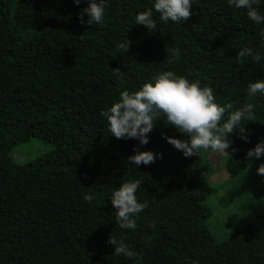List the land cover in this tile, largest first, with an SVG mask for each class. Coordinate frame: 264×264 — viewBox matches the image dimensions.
Here are the masks:
<instances>
[{
    "label": "trees",
    "instance_id": "obj_1",
    "mask_svg": "<svg viewBox=\"0 0 264 264\" xmlns=\"http://www.w3.org/2000/svg\"><path fill=\"white\" fill-rule=\"evenodd\" d=\"M86 6V0H0V264H137L115 256L108 238L126 243L139 264H264V211L221 243L211 236L204 201L214 189L202 175V151L184 157L162 136L185 137L162 119L141 146L116 139L100 116L120 90L173 71L211 87L216 102L232 110L254 104L241 122L247 142L238 131L228 136L229 180L264 163V154L246 158L264 138V97L247 96L248 82L264 78V59L236 58L244 47L264 51V25L226 0H195L179 24L154 12L155 30L134 20L151 0H107L104 23L92 26L78 20ZM258 10L264 14V0ZM123 39L130 41L126 53L117 48ZM31 138L51 150L15 163L11 151ZM133 148L162 158L135 168L128 161ZM136 179L137 199L149 207L135 230H122L110 193ZM89 193L91 204L83 200Z\"/></svg>",
    "mask_w": 264,
    "mask_h": 264
},
{
    "label": "clouds",
    "instance_id": "obj_2",
    "mask_svg": "<svg viewBox=\"0 0 264 264\" xmlns=\"http://www.w3.org/2000/svg\"><path fill=\"white\" fill-rule=\"evenodd\" d=\"M80 2L81 0H73L75 5ZM194 2L195 0H151V8L135 14V24L145 26L146 30H155L157 24L153 18L154 12L164 23L171 21L179 24L188 20ZM86 3L87 6L78 14V20L90 26L103 24L107 0H86ZM226 3L231 8L244 10L247 18L255 25H264V14L258 10L261 0H226ZM259 38L261 49H264V28L260 29ZM129 45L130 41L123 39L117 44V48L126 53ZM172 55L177 58L179 52L173 50ZM248 57L261 61L264 59V51L250 47L239 49L236 57L238 61L243 63ZM116 71L119 73V70ZM258 95L264 97V78L250 80L247 84V96L254 100ZM253 111L254 104L251 102L232 110L231 104L217 103L213 89L201 86L199 80L190 81L173 71H161L133 91L120 90L118 99L102 110L100 116L104 118L108 131L116 139H134L141 146L149 142L148 134L152 131L155 121L162 119L165 124L171 125L185 137L162 138L187 158L197 156L201 151L227 155L225 150L231 146L228 136L236 131L241 133L240 139L247 142L241 122L248 120ZM133 153L128 157V161L135 168L141 164L147 166L162 158L161 153L139 151L137 148H133ZM262 154L264 138L246 152V158L260 159ZM256 172L264 183V163L259 164ZM141 183L139 179L128 180L111 190L109 200L115 209V220L122 230H135L139 214L149 207L147 200L140 202L137 199L136 192ZM94 199L92 193L83 196V200L89 204ZM107 242L113 246L115 256L136 259L139 264L137 253L122 240L108 238Z\"/></svg>",
    "mask_w": 264,
    "mask_h": 264
},
{
    "label": "rangeland",
    "instance_id": "obj_3",
    "mask_svg": "<svg viewBox=\"0 0 264 264\" xmlns=\"http://www.w3.org/2000/svg\"><path fill=\"white\" fill-rule=\"evenodd\" d=\"M50 150L49 145L31 138L15 147L10 156L15 163L23 165ZM202 154L206 161L202 175L214 189L204 201L212 213L206 225L214 241L221 243L264 211V183L256 172L259 165H250L229 180L224 167L226 155L203 151Z\"/></svg>",
    "mask_w": 264,
    "mask_h": 264
}]
</instances>
